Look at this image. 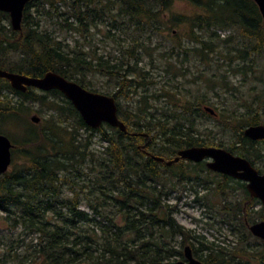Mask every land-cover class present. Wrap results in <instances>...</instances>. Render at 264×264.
<instances>
[{
    "label": "trees",
    "instance_id": "16d2710c",
    "mask_svg": "<svg viewBox=\"0 0 264 264\" xmlns=\"http://www.w3.org/2000/svg\"><path fill=\"white\" fill-rule=\"evenodd\" d=\"M36 1L26 3L20 30L0 25V68L32 77L53 71L99 93L89 86L86 76L91 73L107 77L114 82L115 90L104 94L114 97L118 117L127 132L107 123L88 127L72 103L56 89L42 91L28 87L20 92L0 77V124L12 122L22 126L20 143L16 139L11 141L12 152L19 150L25 159L21 168L0 173V211L6 229L20 228L35 234L32 258L39 264H172L174 261L166 255L169 252L166 239L173 240L177 235L183 238L182 244L193 239L198 251H207L208 263L220 264L217 257L221 250L191 235L176 221L175 208L164 202L167 193L163 181L171 180L167 178L169 175L178 182H191L183 171H169L183 161L166 166L146 152L168 160L181 148L216 146L253 163L256 145L262 143L246 137L244 127L264 123L261 117L264 115V23L254 1L186 0L198 9L195 14L169 15L173 3L181 0H63L68 7L65 28L88 32L96 26L97 18H109L110 26L103 36H111L118 47L124 40L111 30L129 33L127 49L122 50L119 59L99 56L96 50L83 52L78 41L70 47L51 32L31 27L28 11ZM39 2L59 8L56 0ZM0 15L9 18L6 12L0 11ZM179 22L189 23V38L198 43L191 48L178 44L175 47L181 50L176 54L174 46L167 49L165 54L171 56L180 57L183 53L180 64L194 57L203 60L205 56L221 55L217 53L219 50L224 53L223 47L231 37L221 38L218 29H236L242 37L255 40L244 51L234 48L237 52L234 56L231 48L226 47L229 71L242 74L245 81L250 78L256 82L249 88L250 93L254 92L253 98H231L228 103L234 107L204 99H181L177 97V84L172 77L158 92L149 93L154 78L145 66L138 64L145 57L153 64L154 58L149 53L152 37ZM13 55L17 58L12 59ZM256 59L260 60L257 67ZM235 60L240 61L234 63ZM219 79L229 86L225 74ZM160 96L171 106L157 116L154 113L157 109L149 102L150 98ZM122 100L127 101L125 107ZM35 106L40 114L37 123L29 115ZM204 106H210L215 113L205 111ZM238 109L244 111L237 114ZM204 111L222 129L231 127L236 139L227 144L215 136L203 135L197 128V118ZM133 132L146 135H132ZM95 135L105 144L102 151L93 149ZM159 142L163 144L158 146ZM196 180L199 184L201 179L196 177ZM82 200L91 213L81 208ZM195 201L203 200L196 195ZM221 207L223 213L243 215L239 203L225 202ZM18 248L20 245L14 250L15 255L10 256L12 264H29Z\"/></svg>",
    "mask_w": 264,
    "mask_h": 264
},
{
    "label": "rangeland",
    "instance_id": "374dc122",
    "mask_svg": "<svg viewBox=\"0 0 264 264\" xmlns=\"http://www.w3.org/2000/svg\"><path fill=\"white\" fill-rule=\"evenodd\" d=\"M35 3L28 11L30 13L31 27L37 28L40 31L51 32L57 36L59 40L68 44L70 47L75 45V41H78L83 52L88 51L91 53L96 50L95 52L99 56L103 55L106 57L107 55L111 58L115 57L116 59H119L122 50L126 51L130 39L129 33H124L123 31L120 32L119 30H111L112 34H116L119 38L124 40L120 42L122 48L120 45L118 47L117 44L112 41L111 36L104 38L103 35H105L106 30L110 26L109 18L105 20L97 18V23H95L96 26L90 27L88 32H82L81 28L78 31H74L73 29L65 28L64 18L67 17L68 7L63 4V0H56L55 5L59 6L58 10L50 8L48 4L40 3L39 0ZM197 11L198 9L191 2L181 0L173 3L168 10V13L169 15H191L195 14ZM60 12L63 13V16H58ZM112 12L114 13L115 10ZM0 20V25L8 28L11 27L10 18H3L0 15ZM69 21H71V18ZM21 27H23L22 21ZM189 27L190 25L188 22H179L172 27L174 28L173 31L171 30L172 28L166 29L161 32V35L152 37L149 44V53L154 58L153 64L151 65L149 62L150 59L147 57L138 64L145 66L154 78H152L154 85L149 86V93L152 94L154 91L158 92L161 87H163V83L168 78L172 77L174 79L173 83L177 84V97H181V99L195 101L204 99L212 102H220L223 106L231 105L234 107L232 104L228 103L231 101V98H235L236 96H248L249 98H253L254 92L250 93L249 88L250 85H254L256 82L250 78L245 81L242 74H234L232 71H229L228 58L230 56L227 55L226 47L228 46L231 48V53L234 56L237 53L233 50L234 48H240L244 51L246 48L249 49L252 46V42L255 40L242 37L236 29H218L217 33L221 38H226L227 36L231 37L228 45L225 43L226 45L223 47L224 53L219 50L217 53H220L221 55L213 54L212 56H205L203 60L200 57H194L190 58L189 61L180 64V59L183 56V53L180 54V57L171 56L165 53L167 49L172 46H174V54L180 52L181 48L175 47L178 44L179 46L187 48L197 47L198 43L189 38ZM205 37L206 36H204V38ZM13 57L15 58L12 59H16L17 55H13ZM258 60L259 59H256V67ZM115 61L116 60H114V62ZM238 61L240 60H235L234 63ZM172 73L175 74L176 78L172 76ZM223 74L227 77L229 86H226L219 79ZM212 75H215V77H211ZM86 81L89 82V86L99 90L101 93L108 92V94H110L115 90L114 82L105 76H100L99 74L89 73L86 76ZM230 87H235L236 91L230 90ZM160 92L162 93V91ZM149 93H147V95H150ZM203 95H205V97ZM133 100H135V98ZM126 103L127 101L122 100V107H125ZM149 103L154 104V108L157 109L154 113L157 116H160L159 112L163 113L165 108L169 109L171 106L162 96L158 99L150 98ZM38 109L39 107L35 106L29 115L40 116ZM242 111L244 110L238 109L237 114H240ZM261 115L264 121V115ZM197 123V128L205 136H215L222 141H226L227 144L229 141L236 139L235 131L231 127L222 129L218 121L211 118V115L207 112L200 113L197 118ZM262 124L264 125V123ZM214 125L219 126L216 127ZM209 131H212L213 133L211 134ZM0 132L7 135L10 140L16 139V141L20 143L23 128L19 124L3 122L0 124ZM93 141V149L102 151L105 144L100 142L96 135L94 136ZM142 143L143 142H141V144ZM162 144L163 142H159L158 146ZM261 151L264 152V145H256L255 153L259 154ZM11 157L12 160L7 171L19 169L25 164L24 156L20 154L19 150L11 152ZM258 164L260 167H264V162H259ZM184 166L185 168H183ZM195 166L196 164L194 163L184 162L180 166L173 167L169 170L170 172L173 171L175 173L183 171L186 176L189 177L191 182H178L175 178H172V175L167 177L171 178V180L163 181L165 184L164 192L167 193L164 195V202L169 203L175 208L174 217L176 221L184 226L185 229L189 230L191 235H195L203 242L205 241L209 244L212 243L217 246H222L223 249L233 257V261L235 262L240 260L245 264H263L260 258L264 255V245H260V241L249 235L241 237L239 234L240 238H238V235H235V232L231 230V228H236L238 227V224H241L240 221L242 220V216L228 223L224 220L225 213L221 210V206L225 202L239 203L240 208L243 207L244 202H247L246 197L241 194L239 198H224L216 189L218 187L217 183L220 181V174L208 171L203 164L194 168ZM196 177L201 179L198 181L199 184H196L195 182L197 181ZM65 193H68V191L65 190ZM196 195L202 198L203 201L196 202ZM81 208L88 211V213H91L87 208V204L83 200L81 201ZM3 215V212L0 211V235H2L0 236V264L13 263L10 256L15 255L14 250L18 245H20L18 252H20V255L27 256L29 264H39V261H34L32 258L33 253L31 246L36 241L35 234L21 230L20 228L12 230L6 229L7 224L3 222ZM166 240L167 249L169 250L166 255H168L170 261H175L177 259L176 255L178 253L176 251H179L180 253L184 246L191 244V241L182 244L183 238L180 235L174 236L173 240H170L169 238ZM193 242L195 243V241ZM195 246L197 247V243H195ZM10 247L12 250H10ZM220 264H226V262Z\"/></svg>",
    "mask_w": 264,
    "mask_h": 264
},
{
    "label": "water",
    "instance_id": "95a60500",
    "mask_svg": "<svg viewBox=\"0 0 264 264\" xmlns=\"http://www.w3.org/2000/svg\"><path fill=\"white\" fill-rule=\"evenodd\" d=\"M29 0H0V11L6 12L10 18L12 29L20 30L23 10ZM258 7L262 21L264 23V0H253ZM0 77L6 79L10 86L20 92H25L27 87H34L42 91L56 89L60 91L74 106L80 114L84 123L91 128H97L102 123H107L112 127L120 129L126 133L127 128L123 121L118 117L117 105L114 97L90 91L82 87L79 83L68 80L60 74L47 71L41 77H32L20 73L10 72L0 68ZM204 110L214 114V110L204 106ZM33 123L39 122V117L33 115L30 117ZM132 135H146L145 133H131ZM244 135L249 139H264V125H249L244 129ZM13 143L10 139L0 133V173H5L11 163V149ZM150 155L155 161L164 162L171 165L180 159L191 160L194 162L207 160V167L233 177L240 178L247 182L248 192L258 197L264 203V175L251 165L246 158L235 155L230 151L216 146H191L179 149L176 155L171 159H164L161 156ZM250 230L257 236L264 238V223H257L250 227ZM187 262L178 261L173 264H204L195 260L190 255V249L185 247Z\"/></svg>",
    "mask_w": 264,
    "mask_h": 264
},
{
    "label": "flooded vegetation",
    "instance_id": "af4514ba",
    "mask_svg": "<svg viewBox=\"0 0 264 264\" xmlns=\"http://www.w3.org/2000/svg\"><path fill=\"white\" fill-rule=\"evenodd\" d=\"M252 141L257 142L258 144L262 143V145H264V139H256V140H252ZM177 151H176V153H177ZM11 152H12V149H11ZM235 155H237V154H235ZM254 157H255V159H254L253 163H251V161H250L251 165L258 171L259 174L264 175L263 167H260L258 164L259 162H264V152L261 151V153L259 152V154L255 153ZM11 160H12V157H11ZM181 160L183 161L182 163L189 162V163L197 164V166H199L200 164H203L205 166V169H207L208 171L214 172V173H219L220 174V181L217 184H218V188H220V190L221 189L223 190L221 192V194L224 198H226V199L239 198V196H241V194H243L246 197L247 202L245 201L243 204V209H242L243 215H242V220L240 221V223L242 222L243 225L238 224L237 225L238 227L231 228V230H233L235 232V235H238V238H240L239 234L241 235V237H245V236L249 235L250 237L260 241V243H259L260 245H264V238H261L260 236L255 235L250 230V227L252 225L257 224V223H261V222L264 223V203L262 202V200L260 198L252 196L248 192L247 182L240 179V178L233 177V176H230V175H227V174H224L221 172H217V171H214V170L208 168L206 165L208 159H203V160L198 161V162H194V161L186 160V159H181ZM179 161L180 160H178L177 162H174V163H178ZM160 163L165 164L164 162H160ZM174 163H172V164H174ZM166 166H169V165H166ZM183 168H185V166ZM186 168H188V167H186ZM237 213L238 212L226 211L224 214V218H225L224 220H226L228 223L231 222L232 220H236L238 217H240V215ZM190 241H191L190 242L191 244L186 245V246H188L190 249L191 257H193L195 260H198L204 264H210L205 259V257H206L205 254L207 253V251H200V250L198 251L196 249V246L193 245L194 240L190 239ZM211 245L213 247L219 248V250H221L220 256L217 257V259L220 260L221 263L226 262V264L227 263H229V264H245L240 260H237V262L233 261V257L227 251H225V249H223L222 246H217V245H214L212 243H211ZM186 246H184V248L180 254L176 255L177 259L173 263L178 262V261H183V262L188 261V258L185 255V247ZM203 252H205V253H203ZM260 259L262 260V263L264 264V255L261 256Z\"/></svg>",
    "mask_w": 264,
    "mask_h": 264
}]
</instances>
